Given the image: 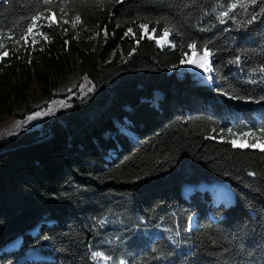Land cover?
<instances>
[{
    "label": "trees",
    "instance_id": "16d2710c",
    "mask_svg": "<svg viewBox=\"0 0 264 264\" xmlns=\"http://www.w3.org/2000/svg\"><path fill=\"white\" fill-rule=\"evenodd\" d=\"M66 69L50 135L0 137V264H264V0H0V107Z\"/></svg>",
    "mask_w": 264,
    "mask_h": 264
},
{
    "label": "rangeland",
    "instance_id": "374dc122",
    "mask_svg": "<svg viewBox=\"0 0 264 264\" xmlns=\"http://www.w3.org/2000/svg\"><path fill=\"white\" fill-rule=\"evenodd\" d=\"M142 25H147L146 29L142 27L143 33L150 38L156 39L160 46H168L172 44L170 42V33L168 31H166V37H164V34L160 37H157L154 30L151 31L149 29L148 24L144 23ZM87 32L91 33L90 31ZM88 33H85V35ZM97 36L98 33L95 32L94 37L96 38ZM210 57L211 53L209 51L204 50L202 52H198L196 49L191 48L190 52L186 55L184 67L202 83L213 86L215 80L213 79L214 81L212 82L207 78H214V76L212 74H207L204 69L197 67V63H202L208 69L207 66H209V63L211 65ZM189 60L195 63H189ZM89 89H93V84L86 76L80 75L74 70L66 69L63 76L51 89V93L57 95L51 100L48 99L47 95L37 86H33L20 99L15 100L10 98L13 108V112L11 114L7 113L5 108L0 107V137L13 136L19 132L27 131L29 129H41L42 131L46 121H50L56 116L60 109L68 106L73 97L83 96L90 92ZM61 95L64 96L62 97ZM240 106L245 105L241 104ZM21 113H24L23 117L20 116ZM41 134L42 133H40V135ZM234 140L238 145H256L255 148L264 149V138L254 137V135L251 134H246L244 136L238 135ZM221 194L227 195L226 192H222ZM230 201V195H227L226 203H229ZM16 245L17 243L13 244L11 247H15ZM39 255H42V250H31L28 254V257H37Z\"/></svg>",
    "mask_w": 264,
    "mask_h": 264
},
{
    "label": "snow or ice",
    "instance_id": "6c2138e0",
    "mask_svg": "<svg viewBox=\"0 0 264 264\" xmlns=\"http://www.w3.org/2000/svg\"><path fill=\"white\" fill-rule=\"evenodd\" d=\"M45 2H49V0H45ZM255 2H256V0H252V3H255ZM233 7H235V5H233ZM225 14H226V13H225ZM253 19H255V17H253ZM77 20H79V17H77ZM249 22H251V21H249ZM141 27H143V28L146 29V28H147V25H142ZM28 31H31V28L28 29ZM129 31H131V30H129ZM166 36H167V32L164 33V37H166ZM190 47L195 48V45H190ZM5 55H7V53H5ZM206 55H207V53H206ZM189 63H195V62L189 60ZM197 67H200V68L204 69L205 72L208 71V69H207V68L205 67V65L202 64V63H197ZM209 79H211V77H209ZM89 90L91 91V89H89ZM228 131L231 132V129H229ZM231 143H232L234 146H238V147H246V146H249V145H245V144H239V145H238L237 142H236L235 140L231 141ZM250 146L255 147L256 145H250ZM96 255L99 256L100 254L97 253Z\"/></svg>",
    "mask_w": 264,
    "mask_h": 264
},
{
    "label": "water",
    "instance_id": "95a60500",
    "mask_svg": "<svg viewBox=\"0 0 264 264\" xmlns=\"http://www.w3.org/2000/svg\"><path fill=\"white\" fill-rule=\"evenodd\" d=\"M210 61H212V56L210 57ZM211 69H212V72H213V65H212V63H211ZM213 75H214V73H213ZM215 76V75H214ZM216 82H217V80H216V78H215V83H214V85H216ZM241 104H239L238 106H240ZM41 135H39L38 136V138H42V137H47V136H49L50 135V130H49V128L48 127H46V128H44L42 131H41Z\"/></svg>",
    "mask_w": 264,
    "mask_h": 264
},
{
    "label": "bare ground",
    "instance_id": "6f19581e",
    "mask_svg": "<svg viewBox=\"0 0 264 264\" xmlns=\"http://www.w3.org/2000/svg\"><path fill=\"white\" fill-rule=\"evenodd\" d=\"M208 67V71L206 72L207 74H212L213 75V73L211 72V65H210V63H209V66H207ZM214 76V75H213ZM209 81H214L215 80V76H214V78L213 77H211V79H209V78H207ZM214 79V80H213ZM214 83H215V81H214Z\"/></svg>",
    "mask_w": 264,
    "mask_h": 264
}]
</instances>
